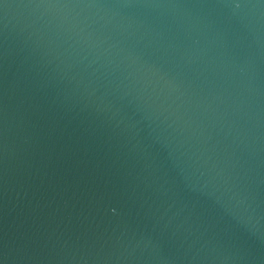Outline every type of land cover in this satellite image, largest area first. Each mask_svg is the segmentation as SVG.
<instances>
[{"label": "water", "instance_id": "95a60500", "mask_svg": "<svg viewBox=\"0 0 264 264\" xmlns=\"http://www.w3.org/2000/svg\"><path fill=\"white\" fill-rule=\"evenodd\" d=\"M0 264H264V0H0Z\"/></svg>", "mask_w": 264, "mask_h": 264}]
</instances>
